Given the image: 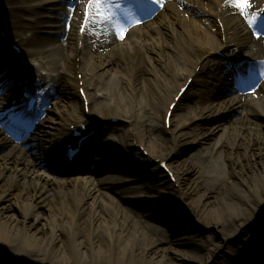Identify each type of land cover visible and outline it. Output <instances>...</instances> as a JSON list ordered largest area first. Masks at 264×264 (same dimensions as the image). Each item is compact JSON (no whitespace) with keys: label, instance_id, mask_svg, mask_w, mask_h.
<instances>
[{"label":"bare ground","instance_id":"obj_1","mask_svg":"<svg viewBox=\"0 0 264 264\" xmlns=\"http://www.w3.org/2000/svg\"><path fill=\"white\" fill-rule=\"evenodd\" d=\"M86 1L0 0V26L5 25L7 35L0 37V248L22 257L17 251L22 247L46 253L50 246L53 259L64 264H159L161 230L146 219L156 217L154 205L173 198L177 211L187 208L196 218L207 207L198 209L203 195L191 204L195 189H178L155 160L169 161L181 187L202 166L178 160L180 146L208 139L222 127L208 119L236 112L239 116L222 128L223 142L203 145L204 170L219 186L216 198L226 210L215 208V226L236 220L227 243L247 234L253 219L263 220L238 260L264 264V0H247L243 10L234 0H162L147 21L138 15L135 0H126L121 13L111 12L107 6L112 2L105 0L81 35ZM106 7L108 21L101 17ZM16 39L23 45V58L9 48ZM229 63L233 70L254 65L257 78L234 80L225 69ZM189 78L198 94L177 100L167 128L169 106ZM23 86L40 92L44 101L41 112L33 114L34 131L17 139L10 122L27 115L11 94L19 95ZM194 99L195 108L176 114L184 100L189 104ZM112 117L127 125L110 124ZM81 122L88 126L86 133L96 131L84 143L74 173L59 177L55 171L68 166L64 147L71 125ZM110 125L121 140L101 144L99 137ZM140 146L149 156L143 157ZM39 163L40 169L30 168ZM137 181H143L145 190L130 185ZM124 184L132 196L118 193ZM40 206H48L50 216L42 221L44 214L34 211L38 218L32 220L28 211ZM186 223L191 221L183 219ZM61 232L68 234L63 244ZM211 245L203 248L188 239L180 258L184 264H208L217 253ZM257 256L259 263L253 262Z\"/></svg>","mask_w":264,"mask_h":264},{"label":"rangeland","instance_id":"obj_2","mask_svg":"<svg viewBox=\"0 0 264 264\" xmlns=\"http://www.w3.org/2000/svg\"><path fill=\"white\" fill-rule=\"evenodd\" d=\"M29 1L31 2V0ZM39 11L43 12V10L41 9ZM16 40L18 41L19 39ZM19 43L22 44L20 41ZM179 80L181 79H178L176 82H178ZM170 81L173 84V80L170 79ZM180 84H182V82H180L179 85ZM175 92L176 89H174V93ZM195 93L198 94L194 85L188 86L187 90L185 91V98L187 99L189 96L195 95ZM194 101L195 99L188 104L187 101L184 100L181 104L182 106H180L176 111V114H178V116L186 115V113H188L191 109L195 108ZM237 116H239V114H237L236 112H229L227 115L224 114L215 117L214 121L212 119H208V122H210V124L222 126L220 129H217L219 130L218 132L210 134L208 139H204L200 143H194L193 141H191L180 146L181 150L177 152L178 160L193 161L198 165L202 166V168L196 167L192 172H190V174L186 177V180L181 183V187L180 182L174 181L175 186L178 189L182 188V186L183 188L187 189L188 186H192L195 189V192L191 194V198H189L188 201L191 203V200H195V202L197 203L199 197L203 195V201L199 205L198 209L200 210V208L205 205V207H207V212L204 214L202 213L199 218H196L193 213L187 208L177 211L175 207L176 205L171 204L174 202L173 198L161 200L158 202V204L154 205L158 206L159 208V210L156 212V217L153 218L151 216L146 219L147 221H149V223L156 225L161 230L163 242L159 245V248L161 253L164 252V257L160 256L161 253L157 254L159 255L157 256L159 264L165 263L167 261L172 264H184L183 260L180 258V254L182 253L181 251L186 249L185 243L188 239H196V242H200L202 243V245L204 244V246H200L203 248H205L207 244H212L211 247L216 245L217 253H215V259L213 258L208 264H220L219 260H222V262L226 264H248L240 262L238 259L241 257V255L246 249H249L251 247V241L253 242V239H250V236H252L255 232L258 231V228L263 224V220L261 218L257 221L253 219V223H251L248 227L247 234H245L241 239L237 240L236 242L232 241L229 242L230 244L227 243V238L229 240V230L234 227V223L236 220L234 221L233 219L228 218V220H222L221 224H219L218 227L215 226V218H217L218 215L215 208L219 206L221 207V209L223 208V205H221V203L218 202L216 198L218 193L220 192V188L218 185H213V182L208 179L207 171L204 170L205 163L203 159L205 154L201 153V151H203V145L211 147L210 145L214 144L218 140H221L223 142L226 135L225 132L222 133V128L226 127L231 122V120H233ZM110 124H118L121 127H125L127 125V122L125 120L120 119L119 121ZM110 127H108V129L105 130L104 134L99 137L101 144L103 142L115 143L121 137L119 136V133L116 132V130H112L113 128ZM120 140L121 139H119V142ZM3 149V147H0V151ZM208 149L204 151H207ZM117 150L121 149L119 148ZM92 157H94V155ZM119 161V158H117L115 162L119 163ZM138 162L139 164L144 165V161L140 160ZM222 165L223 172L226 174L227 166H225L224 162H222ZM40 167L41 166L39 163L37 165H31L30 168H34L35 170L37 168L40 169ZM73 167L75 166H71V168ZM74 171L75 170L70 169V167H66L60 170L58 169L57 171H55V173H57L59 177L63 176L66 178L72 175ZM109 172H115V170L111 169L109 170ZM142 182L143 181H137L136 183L130 185L136 186L137 190H145L144 187H142ZM118 191L119 194L124 195L125 197H129V195L132 196V194L134 193L132 191H129V185L126 184L120 185V190ZM134 199L135 197L131 198V200ZM43 204L45 205L48 203L47 201H44ZM169 207H175V209L171 208V210H169ZM140 210L141 212L145 213L144 208ZM193 210H195L194 207ZM34 211H38L39 213L44 214H42L43 216L41 217L42 221L47 220V216H50L49 207L40 206L38 209L36 208L33 211H28L32 214H30V218H32V220H36L38 218V216L34 215ZM222 211L226 213L225 209H222ZM254 218H257V216H254ZM183 219H186L188 222L191 221V223L182 224ZM67 237L68 234L66 232H61V244L64 243L65 238L67 239ZM47 238L50 239V235H47ZM141 243L143 242H139V244ZM46 249L47 252L43 253L39 252V250L37 249L22 247L17 251L20 254H23V256L18 257V255L15 254L13 249L3 247L0 248V264H64V260L61 258L57 257L56 259H53L54 253L53 249H50V246L46 247ZM260 257L261 256H257L256 261L253 262L259 263V260L262 259Z\"/></svg>","mask_w":264,"mask_h":264},{"label":"snow or ice","instance_id":"obj_3","mask_svg":"<svg viewBox=\"0 0 264 264\" xmlns=\"http://www.w3.org/2000/svg\"><path fill=\"white\" fill-rule=\"evenodd\" d=\"M105 2V0H90V7L92 6L93 3H95L96 5H103V3ZM234 2L241 7V9L243 10V8L246 6L247 4V0H234ZM99 11V8H98ZM88 21L86 20V23ZM251 22V21H250Z\"/></svg>","mask_w":264,"mask_h":264}]
</instances>
